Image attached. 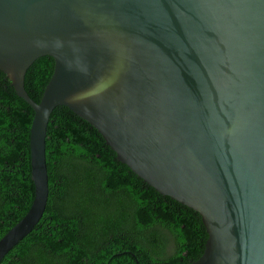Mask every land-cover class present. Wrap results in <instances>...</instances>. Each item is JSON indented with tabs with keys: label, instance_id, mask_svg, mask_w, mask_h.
<instances>
[{
	"label": "water",
	"instance_id": "1",
	"mask_svg": "<svg viewBox=\"0 0 264 264\" xmlns=\"http://www.w3.org/2000/svg\"><path fill=\"white\" fill-rule=\"evenodd\" d=\"M46 55L37 102L25 76ZM0 70L34 109L35 185L0 262L46 211L48 125L65 105L200 213L208 237L189 264H264V0H0Z\"/></svg>",
	"mask_w": 264,
	"mask_h": 264
},
{
	"label": "trees",
	"instance_id": "2",
	"mask_svg": "<svg viewBox=\"0 0 264 264\" xmlns=\"http://www.w3.org/2000/svg\"><path fill=\"white\" fill-rule=\"evenodd\" d=\"M54 67L46 55L28 68L25 87L35 101ZM33 118V107L0 70V239L34 200ZM46 150V211L0 264H189L202 255L208 233L200 213L147 184L65 105L51 115Z\"/></svg>",
	"mask_w": 264,
	"mask_h": 264
}]
</instances>
